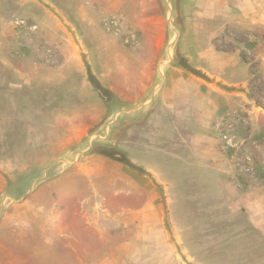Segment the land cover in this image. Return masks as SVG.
<instances>
[{
	"label": "rangeland",
	"instance_id": "1",
	"mask_svg": "<svg viewBox=\"0 0 264 264\" xmlns=\"http://www.w3.org/2000/svg\"><path fill=\"white\" fill-rule=\"evenodd\" d=\"M173 4L0 0V238L28 241L0 264H178L167 245L182 264L189 224L261 235L214 163L239 189L264 183V29L249 22L264 5L184 0L179 29ZM58 224L60 239L38 229Z\"/></svg>",
	"mask_w": 264,
	"mask_h": 264
},
{
	"label": "crops",
	"instance_id": "2",
	"mask_svg": "<svg viewBox=\"0 0 264 264\" xmlns=\"http://www.w3.org/2000/svg\"><path fill=\"white\" fill-rule=\"evenodd\" d=\"M261 4L264 5V0H249V5ZM249 22L253 21L255 23L260 22L261 24H257L254 29H259V25L263 26L264 29V13L262 15L257 16V13H252L253 16H250L251 11L249 10ZM253 25L252 23H250ZM258 31V30H257ZM261 134H257L253 137H258L257 141L261 143V151L263 152L262 164L264 163V132H257ZM216 164V165H215ZM215 168L220 169V175L223 179L225 191H228L230 194V199L236 202L234 214L238 219H243L246 222V226L249 227V224L253 227V229L261 234L257 237L249 236V232L243 229V226H238L237 235L233 238H230L228 243H225L220 236L213 233L207 239L198 238L194 233H190L192 224L187 226V237L185 236L181 239L182 244V264H208L206 261L207 254L217 253L218 259L215 258L213 262H209L210 264H221L219 259H225L224 264H264V183L259 184L258 186H249V190L247 189H239L237 185L232 181L231 174L226 173L225 162L222 158H220L217 162L214 163ZM217 166V167H216ZM264 169V166L262 167ZM261 169V171L263 170ZM230 176V177H229ZM260 177H263L262 175ZM263 182V181H262ZM155 212V211H154ZM153 212V213H154ZM155 214L154 218L156 217ZM6 218L9 219V216L6 215ZM4 219V218H3ZM0 224V227L5 228L6 234H9V230L14 228V224L9 222L10 220H3ZM157 221V218L153 220V222ZM158 223V222H157ZM11 224L12 226H8ZM3 225V226H2ZM25 225V224H24ZM56 225V223H54ZM29 229V224L27 226ZM56 230L50 232L49 228H38L47 234L48 238H61V225H57L54 227ZM3 230L0 228V231ZM30 231V230H29ZM35 232V229L33 230ZM1 233V232H0ZM36 233V232H35ZM241 234V235H240ZM37 235V234H36ZM70 240L71 244L79 245V240L81 237H78L77 231L72 230L70 232ZM103 237V236H102ZM79 239V240H78ZM211 241V242H209ZM28 242V241H27ZM27 242L19 243L14 238H9L6 236L5 239L0 238V252L3 250H8L9 253H12V249L7 248L6 244H25ZM30 242V241H29ZM209 242V243H207ZM223 245H229V248L226 249ZM166 251L168 255H171L173 259L177 261L180 255L174 253V246L171 247L169 245L166 246ZM74 258H71L73 261L78 260V251L74 249ZM184 258V259H183Z\"/></svg>",
	"mask_w": 264,
	"mask_h": 264
},
{
	"label": "trees",
	"instance_id": "3",
	"mask_svg": "<svg viewBox=\"0 0 264 264\" xmlns=\"http://www.w3.org/2000/svg\"><path fill=\"white\" fill-rule=\"evenodd\" d=\"M183 1L184 0H174V4H173V6H174V9H175V12H176V22H177V26L179 27V29H183V23H184V18H183V16H182V12H181V10H182V3H183ZM166 12V11H165ZM175 55H176V58H177V60H179L180 62H183L182 63V65L185 67V68H187V69H189L190 70V68L186 65V60L183 58V56H181V54H180V52L178 51V49H176V51H175ZM185 63V64H184ZM194 74L196 75V76H198V77H202V78H204L205 76H203V74L201 75L199 72H194ZM90 81L93 83V85L95 84L96 85V80H95V78H92L91 77V79H90ZM105 151V150H104ZM99 153H102V154H107L108 155V153L107 152H103V151H100Z\"/></svg>",
	"mask_w": 264,
	"mask_h": 264
},
{
	"label": "water",
	"instance_id": "4",
	"mask_svg": "<svg viewBox=\"0 0 264 264\" xmlns=\"http://www.w3.org/2000/svg\"><path fill=\"white\" fill-rule=\"evenodd\" d=\"M99 92H100V93H102V91H101V90H99Z\"/></svg>",
	"mask_w": 264,
	"mask_h": 264
}]
</instances>
